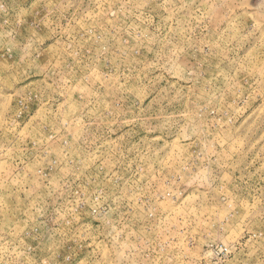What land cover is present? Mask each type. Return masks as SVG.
Returning a JSON list of instances; mask_svg holds the SVG:
<instances>
[{"label": "rangeland", "instance_id": "1", "mask_svg": "<svg viewBox=\"0 0 264 264\" xmlns=\"http://www.w3.org/2000/svg\"><path fill=\"white\" fill-rule=\"evenodd\" d=\"M0 264H264V0H0Z\"/></svg>", "mask_w": 264, "mask_h": 264}]
</instances>
